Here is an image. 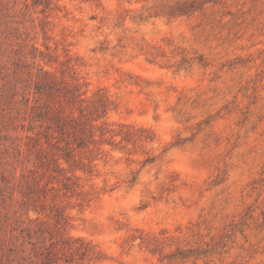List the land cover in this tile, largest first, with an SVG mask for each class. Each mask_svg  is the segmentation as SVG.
I'll return each mask as SVG.
<instances>
[{
  "label": "rangeland",
  "instance_id": "374dc122",
  "mask_svg": "<svg viewBox=\"0 0 264 264\" xmlns=\"http://www.w3.org/2000/svg\"><path fill=\"white\" fill-rule=\"evenodd\" d=\"M0 264H264V0H0Z\"/></svg>",
  "mask_w": 264,
  "mask_h": 264
}]
</instances>
